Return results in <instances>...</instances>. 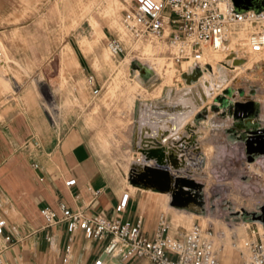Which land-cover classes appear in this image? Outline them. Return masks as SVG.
<instances>
[{
  "label": "rangeland",
  "instance_id": "1",
  "mask_svg": "<svg viewBox=\"0 0 264 264\" xmlns=\"http://www.w3.org/2000/svg\"><path fill=\"white\" fill-rule=\"evenodd\" d=\"M7 1L10 12L0 18V105L13 94L18 102H31L59 129L73 120L85 125L101 156L130 178L145 163L185 176L187 181L177 184L185 193L177 190L191 206L173 207L191 215H173L171 193L179 179L171 181L167 197H160L159 203L173 213L164 212L170 235L181 237L192 223L212 225L223 232L216 239L224 246L218 264L231 256L237 263L242 240L264 228L256 207L264 172L246 166L252 155L264 151L260 54L244 59L211 55L209 71L206 64L200 70L204 74L189 76L185 72L192 65L181 71L163 41L135 39L124 29L120 0ZM110 37L121 42V54L109 55ZM75 42L84 54L93 55L92 82L80 72L69 46ZM231 100L248 103L251 111L240 107L247 115L238 116L233 106L230 112ZM253 131L260 135L251 140ZM169 139L175 144L168 146ZM253 140L262 142L260 150ZM249 143L254 150L248 151ZM142 149L161 150L159 163L145 161Z\"/></svg>",
  "mask_w": 264,
  "mask_h": 264
},
{
  "label": "crops",
  "instance_id": "2",
  "mask_svg": "<svg viewBox=\"0 0 264 264\" xmlns=\"http://www.w3.org/2000/svg\"><path fill=\"white\" fill-rule=\"evenodd\" d=\"M9 12L10 2L0 0V18ZM23 27L25 24L19 26ZM69 46L80 72L93 77L92 53L84 54L76 42ZM3 47L4 53H9L4 43ZM172 141L167 140V145ZM95 142L85 125L73 120L59 129L45 121L31 102H18L13 94L0 105V219L5 221L0 235L2 264H91L101 255L99 241L86 239L79 229L68 232L64 221L44 228L41 207H49L58 215V203H63L87 216L128 220L141 216L147 236H151L158 213L172 214L162 201L158 203V190L151 188L149 192L141 184L129 183V174L108 163ZM71 178L74 183L66 186L64 181ZM123 191L128 192L125 209L115 213ZM4 235H9V241H3ZM106 262L149 264L144 257L109 256ZM234 262L231 256L224 264ZM234 264H240L239 255Z\"/></svg>",
  "mask_w": 264,
  "mask_h": 264
},
{
  "label": "built area",
  "instance_id": "3",
  "mask_svg": "<svg viewBox=\"0 0 264 264\" xmlns=\"http://www.w3.org/2000/svg\"><path fill=\"white\" fill-rule=\"evenodd\" d=\"M120 3L124 29L135 39L163 41L170 61L181 71L185 72L184 68L189 65L200 71L214 52L241 59L249 53H264V8L239 9L232 0H120ZM231 33L240 36L229 46ZM106 49L112 57L123 52L116 37L106 40ZM87 80L92 82L93 77L88 75ZM235 103L231 100L227 105L230 112ZM246 166L253 173L264 172V152L252 155ZM73 183L72 178L64 181L66 186ZM260 191L258 210L264 204V184ZM127 197V191L120 194L115 213L124 211ZM58 209L59 215L46 206L39 209L44 228L64 221L68 232L79 229L86 239L99 241L105 256H96L91 264H110L106 262L109 256L144 257L149 264H218L216 239L223 232L212 225L192 223L181 237H176L170 235L169 220L160 212L151 236H147L142 230L141 216L134 220L98 214L87 216L79 209H68L63 203H58ZM4 225L5 221L0 219V235ZM45 238L49 239L47 233ZM9 239V235L3 236V241ZM238 255L240 264H264V232H252L242 240Z\"/></svg>",
  "mask_w": 264,
  "mask_h": 264
},
{
  "label": "bare ground",
  "instance_id": "4",
  "mask_svg": "<svg viewBox=\"0 0 264 264\" xmlns=\"http://www.w3.org/2000/svg\"><path fill=\"white\" fill-rule=\"evenodd\" d=\"M234 2H235V4H236L237 7H245L246 5H250V4H251V6H249V7H253L255 5V3H260L257 0H249V1L248 0H233L232 3H234ZM236 41H237V39L235 38L234 33H231L229 35V43H228V45L229 46H232ZM145 47L152 48V45L151 44H146ZM259 54L260 55H258V58L260 60H263L264 61V54H261V53H259ZM211 55H221V54L214 52V53H211L209 55L208 59H206L208 71H209V68L211 67V64H209L210 56ZM229 57H230V55H229ZM188 70L189 71L188 72H185V73H186V75H189V76L192 75V76H196L197 77V75L200 73V71L195 66L191 67L190 69L188 68ZM204 73L205 72H203V73L201 72L200 74H204ZM185 78L187 79V82H188L189 81L188 76H185ZM234 113L236 115H238V116H240V115H247L245 113V111L244 110H240V108H238V109L235 108L234 109ZM258 135H260V134L257 131H253L250 134V139L252 140L253 139L252 137H255V136H258ZM253 145L255 146V149L257 148L258 150H260L261 145H262V142L259 141V140L258 141H254L253 140ZM140 152H142V154L144 156V160L147 161V162L148 161H154L156 163H159V158H160V156H162V153H161L162 151L161 150L159 151V149H142V150H140ZM253 152H255V151H253ZM173 155H174V153L172 154V156ZM171 159L173 160L174 157L171 158ZM148 167H155L158 170L156 172L155 171H149L148 170ZM162 169H165V171H166V174H167L166 181H165V179H164V177H163V175H162V173L160 171ZM134 173H136V174L134 175L135 177L131 178L132 184L135 183V182L141 183L143 181V184L145 185V188L149 192L151 191L150 190L151 187L162 188L161 190H158L157 191V195H158L157 201H158V203L160 201V197H162V196L165 197L167 194H169L170 186H171V181H173L174 179H179L180 181H176V180L174 181L175 188L172 189V193H171L172 201H173V204H171V208L174 211L173 212L174 214L173 213L172 214L173 215H177L178 217L181 216L182 214L191 215L188 212H182L180 210H177L175 207H173V205H175V206L179 205V206L184 207V208L191 206V203L189 204V199L182 198L181 196H179V193H178V190H177V189L180 190V188L177 186V184H179V183H182L183 184L185 181H187L185 176L184 177L181 176V175L176 176L174 173H172L170 171V169H166V168L160 167L158 165H151L149 163H145L144 165H142V167H141L140 170L135 171ZM183 173H184L183 175H186V176L188 175V172H183ZM189 184H191V183H189ZM180 192L181 193H185V192H183L181 190H180ZM191 195H193V194L191 193ZM175 211H178L179 214H176ZM262 212L259 211V210L257 211V215H259L260 219L262 218L261 219V222H260L261 225L264 222V207L262 208ZM263 229L264 228H262L261 226H259V232L260 233H263L264 232ZM217 246H218V251L219 250H223V247H224L223 245H220V246L217 245Z\"/></svg>",
  "mask_w": 264,
  "mask_h": 264
},
{
  "label": "water",
  "instance_id": "5",
  "mask_svg": "<svg viewBox=\"0 0 264 264\" xmlns=\"http://www.w3.org/2000/svg\"><path fill=\"white\" fill-rule=\"evenodd\" d=\"M233 1V0H232ZM258 2H260V3H255V5L253 6L254 8H260V7H264V4H263V0H257ZM234 4V6L235 7H237L236 6V4H235V2L233 3ZM250 4V3H249ZM249 6H251V4L250 5H246L245 7H237V8H239V9H247V8H251V7H249ZM250 105L248 104V103H235L234 104V107L236 108V109H238V108H240V107H246V109H248V110H250L251 111V109H250V107H249ZM248 112V111H247ZM252 147H251V145H250V143H249V146H248V151H250V150H254V149H251ZM261 150H263V148L261 149ZM261 152H264V151H260V153ZM148 170L149 171H157L158 169H156L155 167H148ZM161 171V173H162V175H163V177H164V179H165V181H166V179H167V174H166V171H165V169H162V170H160ZM130 175H129V177H128V180L130 181ZM131 182V181H130ZM133 184H141L142 186H145L144 184H143V181L141 182V183H137V182H135V183H133ZM152 189H156V190H161L162 188H158V187H151ZM264 205V204H263ZM263 205L261 206V210H262V208H263ZM105 256V254L102 252L101 253V258H103Z\"/></svg>",
  "mask_w": 264,
  "mask_h": 264
},
{
  "label": "trees",
  "instance_id": "6",
  "mask_svg": "<svg viewBox=\"0 0 264 264\" xmlns=\"http://www.w3.org/2000/svg\"><path fill=\"white\" fill-rule=\"evenodd\" d=\"M263 4H264V0H263ZM260 8H264V7H260Z\"/></svg>",
  "mask_w": 264,
  "mask_h": 264
}]
</instances>
